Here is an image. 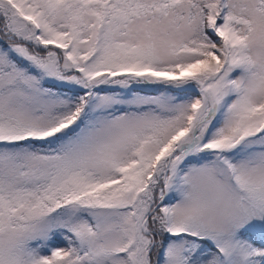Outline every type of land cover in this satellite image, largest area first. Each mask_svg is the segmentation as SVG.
<instances>
[{"label": "rangeland", "instance_id": "374dc122", "mask_svg": "<svg viewBox=\"0 0 264 264\" xmlns=\"http://www.w3.org/2000/svg\"><path fill=\"white\" fill-rule=\"evenodd\" d=\"M38 1L45 24L18 13L43 33L34 34L40 45H0V120L8 119L0 133L39 141L0 142V186L49 180L64 187L71 173L85 186L83 173L104 182L60 208L6 200L0 264H246L237 236L264 253V243L248 239V229L264 231V0H226L248 21L236 25L244 38L238 55L224 47L238 42L229 31L216 50L198 49L205 39L191 0H136L126 12L106 7L100 14L95 0ZM66 24L69 47L66 35L54 31ZM200 59L199 71L185 69ZM229 73L236 91L218 116ZM53 83L81 91L83 102L69 122L47 129L51 115L71 104V95L48 87ZM174 151L192 161L179 187L169 172L162 176L166 192L159 188L157 196L175 197L173 226L213 235L223 254L211 237L156 235L161 213L153 208L154 188ZM55 228L70 229L57 235L66 242L51 237Z\"/></svg>", "mask_w": 264, "mask_h": 264}, {"label": "trees", "instance_id": "16d2710c", "mask_svg": "<svg viewBox=\"0 0 264 264\" xmlns=\"http://www.w3.org/2000/svg\"><path fill=\"white\" fill-rule=\"evenodd\" d=\"M55 3L59 2L60 0H53ZM62 1V0H61ZM70 1H76V0H70ZM88 0H77V3H82L84 4ZM97 4H99V14L101 12L102 8H113L119 12L121 11H127L128 9L134 8L135 5H137L136 0H95ZM168 2L167 0H164ZM38 0H0V20H4L6 18L5 15L8 16V32L7 33H2L3 31H0V45L4 46L6 48H9L10 44L12 41L18 40V41H23L24 46H29L27 45L30 44L32 45L33 42L40 45L37 42V39L34 37V34L37 33L38 35H41L43 37V33L40 32L39 30L33 29L32 25L26 23L19 15L18 12H22L25 14H30V15H36L39 19H44L45 18V12L42 10L41 6L38 4ZM191 2L194 4L193 9L199 12L201 16L199 28H200V34L204 37L205 42L203 43H196V46L198 47L199 50L204 51L205 53L209 54L210 52L216 50V41L219 39L222 41V35L220 34L219 31L222 29L230 28L232 29L235 33L239 35V41L235 43L234 46L230 47L227 45V43L223 42L224 47H227V51H232L236 55H238V52L240 53L241 50L239 49V43L243 41V35L239 33V30L237 29L236 25L238 21L245 20L247 21L243 16H236L233 14L228 7L225 4V0H191ZM141 4H139L140 6ZM16 7L19 10L14 9L13 7ZM141 7V6H140ZM5 17V18H4ZM7 19V18H6ZM248 22V21H247ZM4 26V22L2 24ZM67 27L64 28V30L55 29L54 31L59 33V35L65 34L66 39L65 41H68L66 43V46L69 47L72 43V30L69 28V25L66 24ZM46 37V36H45ZM50 38L60 40V38H57L55 36H50ZM63 38V37H62ZM43 46V45H41ZM47 47V46H44ZM243 55V54H242ZM244 58L246 56L244 55ZM94 61V60H93ZM96 61V60H95ZM94 61V62H95ZM204 66V61L203 60H194L192 62H188L184 65L185 69L188 72H196L199 71L201 68ZM71 74H76L78 77H82L79 73H76L75 71H70ZM70 74V73H69ZM219 74V73H218ZM232 73H229L228 75H225L223 80L225 84H228V77L231 76ZM222 76L221 74L216 75L215 78L213 79H220ZM133 79V78H131ZM153 79V78H152ZM135 80V79H133ZM151 80V79H150ZM210 83V82H209ZM50 88L56 91L57 95L67 97L68 95H71V104H68L66 108H62L56 113H53L51 115V125L47 127L49 128H54V127H59L63 123L69 122L74 116H76L78 110L81 108L82 102H83V97L79 93L81 91H77L76 88L73 86L65 85L63 88L60 84L53 83L49 84ZM102 88H98L97 91H101ZM103 90V89H102ZM185 90V89H183ZM182 90V91H183ZM234 93L232 91H228V93H224L222 96L221 100V108H219V115L218 116H223L224 115V109L229 106L230 100L232 99ZM221 111V112H220ZM8 119H1L0 120V126L3 127L6 125ZM12 135V133H10ZM0 142H14V143H23L24 140H31L34 141V143H38V139H26L24 136L20 138H12L9 139L10 137H6L4 134L0 133ZM25 138V139H24ZM183 153L182 152H176L173 157H176L174 159H170V165L167 167V172L166 174H172L173 177H176V185L179 187L181 181H182V176L184 174V170L186 167L190 164L192 161L191 158L183 159L181 160L180 158L182 157ZM165 161L166 158H163V167L165 166ZM165 169V167L163 168ZM162 171V170H161ZM160 171V172H161ZM164 172V171H163ZM74 173V172H73ZM81 173V172H79ZM85 175L86 186L79 180L78 182H74V179L72 176V173L69 175L68 183L62 187V185L58 186H52V182L47 180H39L35 181L32 183H22L18 186L15 187L14 189H5L2 186H0V208L1 206L6 203V200H10L15 204V196L18 197H25L26 201L24 203H28L29 205L33 206H42L43 208L47 207L48 209L52 208L55 206V208H60L62 206H65L68 202V199H80L83 195H88L85 194V191L88 190L87 187H93L91 184H103L104 180L100 177H96L91 173V176H88L87 174H82ZM88 176V178H87ZM162 176L163 173H160L158 177V184L154 188V193L156 195V198L159 200L160 197L157 196V191L159 188H163V183H162ZM176 186L172 187L174 191L176 190ZM178 190V188H177ZM169 193V192H168ZM175 202V197L172 196L170 193L169 195H166L165 199L161 204H158V206L154 209V211H158L161 213V229H158L156 232V235L160 237L161 240L164 239V241H167L169 237L166 234L165 230V218H164V212L165 208L167 207L166 213L169 211V209H172L173 204ZM156 205V204H155ZM164 206V210L163 207ZM68 228H63L62 231H58L57 228L51 231V237L56 239V242L63 243L66 242L65 239L59 238L57 235L59 233L61 234H66L68 233ZM248 239L250 240H256L258 242L264 243V235L261 233H256L254 230H248ZM56 233V235H54ZM156 237V236H155ZM154 237V239H155ZM236 240L239 242L241 248L243 249L244 252H246V264H264V253L261 252L258 248L255 247V245H252L249 243L246 239H241L240 237H236ZM220 260V259H219ZM221 264L223 263L220 260Z\"/></svg>", "mask_w": 264, "mask_h": 264}, {"label": "water", "instance_id": "95a60500", "mask_svg": "<svg viewBox=\"0 0 264 264\" xmlns=\"http://www.w3.org/2000/svg\"><path fill=\"white\" fill-rule=\"evenodd\" d=\"M148 215H149V214H148ZM148 215H147V216H148ZM147 216H146V218H147ZM146 218H145V219H146Z\"/></svg>", "mask_w": 264, "mask_h": 264}, {"label": "bare ground", "instance_id": "6f19581e", "mask_svg": "<svg viewBox=\"0 0 264 264\" xmlns=\"http://www.w3.org/2000/svg\"><path fill=\"white\" fill-rule=\"evenodd\" d=\"M213 62H215V61H213ZM216 63V62H215Z\"/></svg>", "mask_w": 264, "mask_h": 264}]
</instances>
